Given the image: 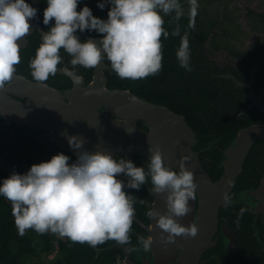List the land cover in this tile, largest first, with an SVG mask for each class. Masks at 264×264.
Returning <instances> with one entry per match:
<instances>
[{"label":"clouds","instance_id":"obj_1","mask_svg":"<svg viewBox=\"0 0 264 264\" xmlns=\"http://www.w3.org/2000/svg\"><path fill=\"white\" fill-rule=\"evenodd\" d=\"M79 0H47L43 24L54 25L41 32L42 43L30 61L32 78L46 87L50 76H55L61 64L63 49L72 59L73 66L96 68L106 57L111 70L121 79L140 80L158 74L163 65L162 38L179 36V28L169 33L164 16L183 14L178 0H99L103 10L110 5L106 20L95 17L85 5L77 10ZM190 15L197 14V0H189ZM38 10L26 0H0V90L13 84L16 65L21 61L19 41L28 36L32 26L30 19L37 17ZM77 31H95L99 41H81ZM106 54V55H105ZM180 67L192 71L187 35L181 37L176 51ZM128 131L129 133L134 132ZM64 135H66L64 133ZM69 146L77 153L75 162L60 153L50 161L31 166L26 174L14 172L3 180L0 196L12 205V215L20 236L29 229L38 234L52 233L68 238L74 243H87L96 247L109 240L119 245H129L130 232L136 214V200L126 189L140 190L150 178V191L166 195L167 212L156 208L146 216L156 220L161 229L160 243L167 246L176 238L185 239L198 235V225L183 226L177 218L192 211L189 201H195L198 184L194 173L185 166L188 157L179 161L176 171L165 164L159 145H148L151 154L147 172L126 158L83 149L84 139L68 136ZM123 174L127 183L117 179ZM232 186L229 179L225 189ZM226 205L232 199L227 190L223 194ZM143 204L144 201L140 200ZM246 209H241L243 216ZM167 234V235H165ZM153 238L138 237L142 250L151 249ZM131 251L140 250L132 247Z\"/></svg>","mask_w":264,"mask_h":264},{"label":"flooded vegetation","instance_id":"obj_2","mask_svg":"<svg viewBox=\"0 0 264 264\" xmlns=\"http://www.w3.org/2000/svg\"><path fill=\"white\" fill-rule=\"evenodd\" d=\"M216 1L197 0V14L193 19L190 15L189 0H178L183 12L179 19L175 17L174 13L164 16L165 29L171 33L178 27L180 35H169L166 39L162 38L163 67L158 74L135 81L121 79L111 70V64L105 57L100 64V69L101 75H104L107 80L106 87L112 91L130 92L151 104L164 107L176 116L183 118L187 123V117L190 115L191 119L195 118L197 121L206 122L207 126H211L210 121L216 119L217 115L223 114L226 116L223 117L226 120L224 127L228 126L226 130H230L235 118L245 119L249 114H258V121L249 124L247 127L264 124V114L259 109L261 104H264V28L261 27V25L264 26V5L257 1L250 2L252 5H248L246 0H218L224 8L222 12L216 14L214 13L216 10L213 9ZM26 2L36 8L38 13L37 17L32 19L35 25L33 32L26 38V46L22 45L23 40L19 42L21 61L16 65L15 78L36 83L37 81L31 76L29 64L42 43L41 32L48 31L54 25V20L50 25L43 24V13L47 7V0H26ZM98 2L99 0H79L77 10L79 11L87 5L95 17L106 20L110 5L101 10L97 6ZM217 8L215 7V9ZM239 8H242L244 13H238ZM249 21L250 25L252 21L251 28L247 26ZM247 34H250L249 40L245 41L244 37ZM76 35L84 42L87 38L99 41L102 34L95 31H77ZM184 35H187L189 40L192 71H186L180 67L176 57L181 37ZM60 55L62 60L56 75L50 76L46 82V86L53 88L56 93V97L52 98L51 109L39 105L47 109V113L30 111L26 107L27 112L22 114L21 108L17 106V111L21 115L15 111H11L7 115L0 113V186H2L3 180L10 177L14 172L26 174L32 165L50 161L57 154L63 153L69 156V164L77 159L76 155L64 149L61 144L68 140L65 136H70L69 133L75 125L74 119L72 121L69 114L71 109H77L81 106H84L85 109L88 107L86 92L84 91L92 83L96 68L73 66L71 64L72 58L63 49H61ZM17 82L18 80L15 79L13 84ZM24 84L22 82L20 87H15V93L19 92L22 96L26 95ZM9 94L19 103H26L31 100L28 95L24 98L16 94ZM32 115L36 116L37 121L31 120ZM140 126L143 129L146 128L142 124ZM208 136L210 138L215 135ZM218 136L221 137L208 140L207 146L203 149L208 147L211 149L202 152L200 157L204 153L211 152V155L219 153L221 146L227 141L225 138L228 136L226 137L225 134ZM199 143L201 142L198 139ZM211 144L212 146H209ZM257 144L258 147L264 146L257 142L254 147ZM114 158L129 159L135 166L148 170L149 161L140 155H116ZM209 173L211 174V172ZM263 177L264 173L257 183ZM117 179L127 183L129 178L120 174ZM241 190H236L234 187L231 199L235 206L234 194ZM126 191L136 200L134 204L136 214L130 232L131 243L124 245L129 249V253L134 255L137 251L130 249L132 247L141 248L138 237H148L146 228L150 226L151 222L145 213L150 210L149 205L153 202V198L146 189V194L142 193L141 190L126 189ZM0 200L5 204L6 209L12 212L11 202L3 196H0ZM140 200H143L144 203H139ZM12 220L14 221V217ZM254 220L253 211L249 237L253 241L254 249L240 256L236 260L237 262L240 261L237 264H264V217L258 218L255 226ZM254 228L258 233L255 232ZM28 232L29 234H27ZM35 233L39 239L42 238L47 242L55 241V248L51 253L40 257L38 254L30 255L27 262L32 257L39 259L36 264H47L56 260L60 256V242L67 241L68 238H61L49 232L52 236L51 239L46 234H38L32 229L27 230L23 237L34 236ZM18 238L21 239V237ZM115 244L117 243L113 241L108 246L94 247L95 258L98 250ZM116 250H119V257L121 256L118 262L123 264L122 260L126 250ZM217 250L222 251V248L218 247ZM103 253L105 252H102L100 256ZM237 253L230 254L236 255ZM100 256L96 261L94 260L95 262L90 260L86 264H104Z\"/></svg>","mask_w":264,"mask_h":264},{"label":"water","instance_id":"obj_3","mask_svg":"<svg viewBox=\"0 0 264 264\" xmlns=\"http://www.w3.org/2000/svg\"><path fill=\"white\" fill-rule=\"evenodd\" d=\"M29 23L32 28L28 36L33 32L35 25L32 19ZM26 38L27 36L22 39L23 46L27 44ZM101 74L99 65L95 69L92 83L84 91L88 107L85 109L81 106L71 109L69 114L72 121L74 119L75 125L72 130L70 129L71 133L68 132L69 135L82 137L84 150L92 153L106 152L113 158L116 155H140L149 160L151 154L148 152V145H159L165 164L176 171L180 170L179 161L183 157H188L185 166L194 173V181L198 184L197 195L195 201H189L192 211L185 217L177 219L186 227L191 223L197 224L198 235L187 239L180 236L176 238L175 243L165 246L160 243L162 230L156 226L155 219H150V226L146 229L148 237L151 236L154 242L149 251L145 252L141 247L137 253L132 255L124 245L115 244L98 250L95 261L102 252L123 249L126 250L122 260L123 264H223L224 253L238 252L237 231L229 220L221 215V210L229 207L225 204L223 194L225 190L230 196L233 194L235 183L242 175L246 160L254 145L257 142L264 145V124L245 127L232 136L221 150L214 174L218 178L213 180V176L204 169L200 158V154L210 150L211 147L197 151V136L183 118L130 92L108 89L107 80ZM15 79L18 80L16 84L10 85L6 90H0V113L7 115L15 111L21 115L27 112L26 107L30 111L47 113L48 110L39 105L51 109L52 98L56 97L53 88L45 87L38 82ZM22 82L25 83L27 92L24 96L14 91L15 87L22 85ZM9 93L24 98L28 95L31 100L19 103ZM16 106L21 108V113L17 111ZM259 109L264 114V104H261ZM31 120L37 121L36 116L32 115ZM140 124L146 128L143 129ZM126 129L135 130L129 133ZM61 146L76 156L80 151L73 150L68 140ZM229 179L232 181V186L225 189V183ZM143 186L153 198L149 208H156L166 213L167 193L151 192L150 178ZM234 198L236 206H247L254 211L255 226L257 219L264 217V177L255 185L238 191L234 194ZM254 230L257 232L255 228ZM218 247H221L222 251L217 250ZM210 251H213L211 255H209Z\"/></svg>","mask_w":264,"mask_h":264},{"label":"trees","instance_id":"obj_4","mask_svg":"<svg viewBox=\"0 0 264 264\" xmlns=\"http://www.w3.org/2000/svg\"><path fill=\"white\" fill-rule=\"evenodd\" d=\"M258 115V114H257ZM256 114H249L245 119L235 118V121L230 130H226L228 127H224L226 117L223 114L217 115L216 119L210 121L211 126H207L206 122H199L197 119H191V116L187 117L188 124L195 131L197 138L201 143L197 145V151H201L208 144V140H214L218 135H226L227 141L221 146L218 154L211 155L212 153H204L201 155V161L203 167L208 172H211L213 179L216 180L218 176L214 175L216 166L221 156V150L225 147L227 142L242 128L247 127L249 124L258 121ZM197 121V122H196ZM232 122V121H231ZM220 123V124H217ZM215 125V126H214ZM215 135L209 138L208 135ZM230 134V135H229ZM214 138V139H213ZM140 158V157H139ZM146 170V169H145ZM147 171V170H146ZM264 173V146L258 147V144L251 150L249 157L244 166V172L237 179L235 188L245 189L249 185H254L255 182L261 178ZM142 193L146 194L144 187L140 189ZM246 209L243 216H239L241 209ZM221 215L226 217L230 224L236 229L238 236V253L231 255L226 253L223 256V264H237L236 260L250 250L254 249L250 240L249 234L251 233V224L253 220V210L247 206H235L232 202L228 208L221 210ZM12 212L7 210L5 204L0 200V264H27L30 255H46L51 253L55 248V241L51 240L47 242L42 238H37L36 233L34 236L24 238L18 233V229L15 226V222L12 220ZM29 234V232L27 233ZM46 236L51 237L50 233H45ZM38 235V234H37ZM18 237H21L19 239ZM114 240L106 241L98 247L108 246ZM60 256L47 264H86L87 261L95 260V249L87 243H74L71 240L62 241L59 245ZM213 251H210L211 255ZM119 250H110L103 253L100 258L104 261V264H117L119 257ZM36 264V263H35Z\"/></svg>","mask_w":264,"mask_h":264},{"label":"rangeland","instance_id":"obj_5","mask_svg":"<svg viewBox=\"0 0 264 264\" xmlns=\"http://www.w3.org/2000/svg\"><path fill=\"white\" fill-rule=\"evenodd\" d=\"M256 1L264 5V0H246V4H248V5H252V3H250V2H256ZM215 7H218V8L215 9ZM223 8H224L223 4L220 3V2L217 0L216 3H215V6L213 7V9L216 10L214 13L217 14V13H219V12H222V9H223ZM238 13H244V10H243L242 8H239V9H238ZM251 25H252V21H251ZM251 25H250V21H249V22L247 23V26H248L249 28H251V27H250ZM261 27L264 28L263 25H261ZM241 36H243V35H241ZM249 36H250V34H247V35L244 37V40H245V41L249 40ZM38 260H39V259H38L37 257H32V258L29 259V262H27V264H35V263H37Z\"/></svg>","mask_w":264,"mask_h":264},{"label":"built area","instance_id":"obj_6","mask_svg":"<svg viewBox=\"0 0 264 264\" xmlns=\"http://www.w3.org/2000/svg\"><path fill=\"white\" fill-rule=\"evenodd\" d=\"M117 264H121V262H118Z\"/></svg>","mask_w":264,"mask_h":264}]
</instances>
